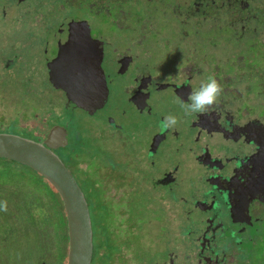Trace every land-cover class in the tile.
Masks as SVG:
<instances>
[{"label": "flooded vegetation", "instance_id": "flooded-vegetation-1", "mask_svg": "<svg viewBox=\"0 0 264 264\" xmlns=\"http://www.w3.org/2000/svg\"><path fill=\"white\" fill-rule=\"evenodd\" d=\"M232 15L236 19L230 21ZM83 29L95 42L89 48L73 43ZM112 30L117 32L116 43L108 37ZM159 31L168 35L163 34L160 47H154L152 37L157 40ZM213 33L219 41L210 37ZM260 37L264 38V0H0V134L56 144L53 152L75 178L96 222L101 200L108 203L111 238L120 226H112L107 197L117 194L120 201L124 192L128 195V217L119 235L125 241L133 236L138 247L132 246L134 254L125 247L128 256H121L120 247L100 256L102 246L92 227L97 253L91 264H100L95 261L100 258L106 264H264V40L261 44ZM63 46L81 55L84 51L79 48H86L90 51L86 56L100 59L98 67L87 65L91 74L86 77L82 70L72 71L74 66L67 72L70 64L65 62L50 69ZM159 48L168 50L161 60L173 65L171 71L153 65ZM206 48H215V58L203 69ZM210 75L223 92L205 112L183 110L180 123L163 133L160 124L136 126L130 133L118 124L120 119L134 124L166 114L169 109L164 108L162 95L163 100H173L176 109L168 115L175 116L179 100L188 103L190 92ZM57 83H64V91ZM46 92L62 96L64 113L105 116L109 133H124L115 139V159L98 154L86 137L73 133L70 116L64 124L56 117L47 125L46 115L35 119L34 111L33 120L26 121L25 97ZM77 95L80 106L70 100ZM14 101L21 102L20 110H13ZM92 135L102 137L96 130ZM217 146L220 153L214 150ZM25 168L0 158V185L22 188L24 172H34ZM28 182L44 193L34 180ZM21 188L9 194L16 199L15 211L22 213L20 220L27 208ZM93 196L98 197L97 205ZM130 209H144L149 220H128ZM12 213L9 207L0 211L6 250L12 241H34L30 233L41 234L42 226H31L34 219H26L23 228ZM29 213L27 209L25 215ZM50 224L55 234V223ZM64 236L63 252L52 253L55 264L68 261L67 230L59 238ZM9 254L3 253L0 264ZM13 264H18L17 258Z\"/></svg>", "mask_w": 264, "mask_h": 264}, {"label": "rangeland", "instance_id": "rangeland-1", "mask_svg": "<svg viewBox=\"0 0 264 264\" xmlns=\"http://www.w3.org/2000/svg\"><path fill=\"white\" fill-rule=\"evenodd\" d=\"M228 19L232 21L236 18L234 15H232ZM100 25H103V24H100ZM160 27L162 30L166 31L165 24H162ZM163 34L168 35L166 32L159 31L157 35L158 38L154 42H153V39L155 38L156 35H153L151 43L152 44L155 43L156 46L154 47H160L159 39L161 38ZM116 36H117V32L114 30H112L111 33L108 35V37L114 43H116ZM210 37L218 41L220 40L219 36L216 33L210 34ZM263 40H264L263 37H260L258 39V41L261 44H263ZM115 47L116 46H114L113 48ZM203 54L204 55L207 54L206 59H204V61L202 62L203 69H207L209 65L213 63V59L215 58V48H210V49L206 48V53L203 52ZM167 55H168V50L166 48H159L157 55L154 58L152 57L151 59L153 65L156 67H159V70L171 71L173 69V65L170 63H163L165 60H161L162 58L164 59L167 58ZM201 77L202 75H200L199 78L201 79ZM38 94L39 95L37 97L35 96L25 97L24 107H25V113L27 116L26 121L33 120L32 116H33L34 111L35 113H37V116L35 117V119L41 116L42 114L46 115L47 125H49V123L52 120H55L56 117L62 118L61 123L64 124L63 121L65 119L67 120V116H70L71 122L69 124V129L72 130L73 133H74L73 130H75L76 132L80 133L83 137H86V140L88 141V143L96 149V152H98V154L104 153L108 155V157L106 158H109L111 160H113V158L115 159L114 152L116 151V147H117V144H115V139H117L119 135H124V133L119 132V130H116V131L113 130V131H110L111 133H109L105 127L107 123L105 122V120H103L105 116H102V117L96 116L94 118H91L79 112H75L74 115L73 114L71 115L69 112H66V110H65V113H66V116H65V113L63 112V108H62V96L59 93L53 92V93H50L49 95L46 92L42 95L40 93ZM53 94L55 95V99L50 98L51 96H53ZM163 98H164L163 95L160 96V100L161 102L163 101V106L165 109L166 107L167 109H169V111L176 109L172 99L163 100ZM11 101H12V98H10V101L8 103V108L11 106ZM12 103L15 105V108L13 109L14 111L20 110L22 108V104L20 101H14ZM181 109L182 108L180 106V108L177 110V113L175 114L178 120L177 124L180 123L179 114H181L183 111V109L182 110ZM169 111H167L166 114L165 113L162 114L161 116H159L160 113H158L159 115H157L156 118L154 117H151V119L143 118L142 120H138L137 123H134V124L132 122L128 123L120 119L118 121V124L120 126H124V130L127 133H130L131 128L134 129L136 126H149L150 128H154L155 125L160 124V122L166 116H168ZM144 121L146 123H143ZM36 124L38 126L42 125V124H38L37 122ZM95 130L101 134L102 136L101 138L93 137L92 131H95ZM110 136H112V138ZM184 141L185 139L181 138L179 142L182 144V142ZM214 150L219 153L222 151L219 146L215 147ZM14 169H15L14 167L10 168V170H14ZM24 174H25L26 181L20 184L21 186L23 185L22 188L17 185H14L13 187H10L8 184L0 185V201H5V200L7 201V206L9 208H12L13 210L12 214L15 216L13 218V221L14 222L19 221L18 224L20 227L22 226L24 228V225L26 227L28 225L27 224L28 222L26 223V219L28 220V218L31 217L32 219L36 221V222H33L31 220V226L38 225V224L42 226L40 229L41 234L34 235L33 233H30L34 241L29 240L28 242L26 239L21 242V241H17L16 239L17 242L12 241L11 244L7 242L8 243L7 247L9 246L8 250L12 252L11 255L9 254L8 250L5 249L6 247L5 241L0 235V252H2V254H0V259L3 253L5 254L7 253L9 255H6L5 259L3 260V264H13L14 258L18 259V264H55V261L52 259L54 257L53 256L54 254L52 253H55L57 251L63 252V250H60L61 248L60 238L56 237V235L61 236L63 233V227L61 225L60 214H59V217H56L55 208L50 207V204L48 203L45 194L41 192L39 189H35L33 185L28 182L32 180H35L38 182L35 173L33 174L32 172L28 173L27 171H25ZM10 179L11 178H9V180ZM20 181H22V178H20ZM20 188L23 189L25 204L27 206V208H25L24 209L25 211L23 212L24 218L21 220H20V215L22 213L20 212L17 213L15 211V208L13 207L15 205L16 199H14L13 197H10L9 195V194H14V195L17 194L16 190ZM127 196H126V192H124V197L120 201H118L117 194H115V196L107 197V200H110L109 204H112V206L110 207L111 214L113 216L112 226H115L116 224H119L120 226V227L116 226L117 229H113L114 238L110 237V233L108 231V227H109L108 203L101 200L100 208H99L101 212H98L97 223L96 224L93 223L95 234L98 237L97 243L100 242L102 249H103L99 251L100 256H102L105 253V250L107 251L112 250L115 252L119 250V247H120L121 256H128L129 251L132 254H134L133 251L135 249L132 246L138 247V243H134L135 239L133 238V236L129 237L127 241H125L126 240L125 237L121 239L119 235L121 232L124 231V225H125L124 220H127V217H128V212H127L128 207L126 203L127 201L125 200ZM10 199L13 200V203L10 202ZM87 199L89 201H92V198L90 196H87ZM97 199L98 197L93 196V200L96 205H97ZM95 208L97 209V207ZM27 209L30 210V213L25 215L27 212ZM129 212H130V216L128 220L136 221L138 218H140L142 221H147L150 218V214L144 209H139L135 211L130 209ZM41 219L43 220V222H40ZM52 222L55 223V231H54L55 234L52 233L53 229H52V225L50 224ZM44 223H46V225H43ZM30 229L31 231H33L32 228ZM16 235H17V232H16ZM125 247H127L129 251H125L124 250ZM64 252H66V250H64ZM22 253H24V255L18 258L17 255L22 254ZM132 254L130 255L132 256ZM112 256L113 254L111 255V257ZM95 261H98V262L100 261V264H106L107 262V260L103 258H100L99 260L96 259Z\"/></svg>", "mask_w": 264, "mask_h": 264}, {"label": "water", "instance_id": "water-1", "mask_svg": "<svg viewBox=\"0 0 264 264\" xmlns=\"http://www.w3.org/2000/svg\"><path fill=\"white\" fill-rule=\"evenodd\" d=\"M73 43L87 46V48L95 44L87 29H83L74 38ZM79 49H83V55L79 51L65 48L58 54V58L51 64L50 69L53 65L60 67L65 62L70 64V67L66 70L67 72L71 71V66H74L72 71L82 70L85 77L89 76L91 69L88 67L92 68L94 66V68H97L100 59L94 61L86 56V54L90 53L89 50H86V48ZM73 52L76 53L71 56L70 53ZM63 84L57 83V88L64 91L65 87ZM70 100L75 106H80L82 103L80 95H77L76 98L72 97ZM56 146V144L52 146L47 142L39 143L17 136L0 134V158L14 161L31 169L41 176L60 197L67 227V264H91L93 232L88 204L70 170L64 165L58 155L53 152Z\"/></svg>", "mask_w": 264, "mask_h": 264}, {"label": "clouds", "instance_id": "clouds-1", "mask_svg": "<svg viewBox=\"0 0 264 264\" xmlns=\"http://www.w3.org/2000/svg\"><path fill=\"white\" fill-rule=\"evenodd\" d=\"M222 92L223 86L214 76L210 75L206 80L201 82L196 90L190 92L187 98L189 101L188 103L179 100L180 106L186 114L203 113L209 106L217 103ZM177 123V117L170 114L160 122V131L163 133L168 129L174 128ZM7 210V201H0V211L6 212Z\"/></svg>", "mask_w": 264, "mask_h": 264}, {"label": "trees", "instance_id": "trees-1", "mask_svg": "<svg viewBox=\"0 0 264 264\" xmlns=\"http://www.w3.org/2000/svg\"><path fill=\"white\" fill-rule=\"evenodd\" d=\"M25 169H27V168H25ZM33 174H34V172H33ZM35 175L37 177L38 182L35 181V180L34 181L37 184H39L41 189L44 191V194H45V196L47 198L48 203L50 204V207L51 208H55L56 217H59V214H60L61 225L63 227V230H65V232H66L65 213H64V210H63V205H62L60 197L58 196L56 191L41 176H39L38 174H35ZM90 215H91L90 217L93 219V223L96 224L97 222L95 221V218L92 216V214H90ZM92 227H93V225H92ZM58 237H62V235L58 236ZM60 239L61 240H63V239L66 240V236H64V238H60ZM63 244L66 246V243L64 241H63ZM96 253H97V247L93 246V258L94 259L96 258ZM61 258H60V260H61Z\"/></svg>", "mask_w": 264, "mask_h": 264}]
</instances>
